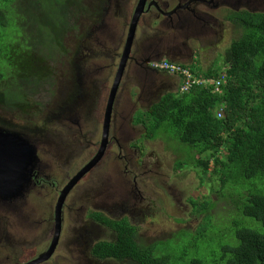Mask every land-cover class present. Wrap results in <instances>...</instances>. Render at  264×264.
Listing matches in <instances>:
<instances>
[{
  "label": "trees",
  "instance_id": "trees-1",
  "mask_svg": "<svg viewBox=\"0 0 264 264\" xmlns=\"http://www.w3.org/2000/svg\"><path fill=\"white\" fill-rule=\"evenodd\" d=\"M84 4L85 0H0V38L4 36L2 30L10 26L4 20L7 14H11L14 25L5 43L7 50H0L2 55L7 52L4 68L11 75L8 88L0 89V105L11 110L23 107L27 98L21 91L15 92V78L23 77L27 83L23 88L30 90L31 85L43 80L39 71L51 72L45 64V53L64 48L65 31H74L71 22L89 12ZM244 11V16L237 12L229 19L224 16L244 32L224 50L223 67L216 64L199 71L190 69L212 79L225 73L227 81L219 91L206 84L183 93H167L150 110L135 116V122L142 123L150 137H155L159 129L172 130L170 138L180 139L195 151V166L203 175L220 177L223 187L238 186L231 193L234 205L230 202L227 210L231 212L228 234L213 239L219 243L215 250L200 253L196 246L188 260L184 258L187 249L183 250L177 263L170 252L164 253L154 244H137V229L125 218L114 221L95 214L94 220L112 226L119 242L96 241L90 246L92 257L128 260L132 264H264V11ZM27 24L38 31V37L30 33L31 39H26ZM34 66H38L36 72ZM3 77L0 72V82ZM177 79L182 83L185 77L178 74ZM13 91L17 96L7 95ZM220 107L222 115L218 117ZM250 179L258 180V186L246 187L245 181ZM214 207L202 209L195 205L194 212H212ZM219 231L225 232L226 228L219 227ZM205 237L204 229L194 236Z\"/></svg>",
  "mask_w": 264,
  "mask_h": 264
},
{
  "label": "rangeland",
  "instance_id": "rangeland-1",
  "mask_svg": "<svg viewBox=\"0 0 264 264\" xmlns=\"http://www.w3.org/2000/svg\"><path fill=\"white\" fill-rule=\"evenodd\" d=\"M253 3L255 4L252 5L251 9H253L255 12L264 11V4L261 5V0H253ZM256 4L257 6H255ZM121 7L122 5L116 4L115 9L120 10ZM94 8H97V6H94ZM244 10L243 7L231 9L227 6H219V8L215 10L213 14L216 17L226 21L227 19L231 18L233 12H237L239 15L244 16ZM89 13L90 10L89 12H84V14L81 13L79 16L75 17L76 20L71 22L74 31H65V37L62 41L64 46L63 49H60L58 51L53 50L52 52L47 51L45 53V64L51 69V72L48 70H45L43 72H45L46 74H51L52 77L47 80L38 81V85H31L32 89L27 90V88H23L27 86L26 81H24L23 77H20V75H18L15 78V83L17 84L14 88L16 90L15 92L20 94L21 91V94H23L25 98H27V100H25L22 108L20 106H14L12 107V111H9L10 109L7 108L5 104H3V108L9 111L5 113L6 117H8L14 124L23 123L21 121V116L25 111L22 109H26L28 110V112L26 113L28 116L33 117L34 121H39V123L43 124L46 131L49 130L50 133H53L57 129V125L55 127H52L48 123V121L54 120L57 122V110L53 113L52 118L50 117L51 110L53 107H57V105L61 109L70 106L72 99H74L72 98L73 94L75 93L73 73L81 69V78H85V73L87 72V70L96 68L97 74L95 76V81L92 88H98V93L90 98L88 110L83 116V121L89 123L90 125H92V127H89V129L84 133V136H74V140L79 147V151L76 154L77 147L73 143L70 152L66 153L65 165L67 166L72 162L80 161L83 153L85 152L86 149L83 148L85 139L88 137L87 139L89 140V135L96 130L94 114L98 113V103L102 96L105 94V87L102 83L103 77H101V73L103 69L102 66L107 65V59L102 57L101 52L103 46L105 48L108 47L107 36L105 34H102L97 39H95L100 34V32H97V28L95 27V23H98V26L101 24V22H98L100 16L98 9H94V13L91 15V17L94 18L95 22L94 20L92 22L87 18ZM224 16L227 19L224 18ZM4 20L8 22L10 26L2 30L4 36L0 38V50L2 48L4 50H7L8 45H6L5 43L10 40L11 33L14 29L11 14H7ZM28 24L26 25V39H31L32 35L30 33H32L35 37H38V31L36 29H33V27L29 26ZM113 24L115 26L120 24L121 29L123 27V23L117 17V15L115 16ZM243 32L244 29L242 27H237L231 32V35H233L231 37V40L233 38L239 37ZM89 33H92V38L88 37ZM82 38V42H84V46H86L87 48L81 45L82 42L80 43V41L82 40ZM93 40L95 52L92 48ZM99 43H101V45H96ZM190 44L194 47L195 51L198 50V44L192 42ZM200 48L203 49L204 54L202 53L200 55V59L198 60V53H195L192 63L185 65L187 68L199 71L207 68V65L213 67L217 64V66L221 68L223 67V53L220 51L221 49H215L214 51H212V49H210L207 45H203ZM6 61L7 52H4L3 55L2 52H0V72L4 73V79L2 80V82H0V89L8 88V84L10 82V79H8V77H10L11 75L4 68V65H6ZM33 69H35L34 72H36L38 66H34ZM67 73H71L72 75L70 82L67 81ZM219 78L221 80L227 81L226 74L223 72L219 75ZM172 86L173 84L171 83L170 87ZM126 87L127 89H125V91L129 90V94H125L126 101L128 102L129 99H131L132 102H135L136 106H139L135 115H140L141 111L143 112L144 110L148 109V107L158 99L157 98L153 100L148 106V104H146L144 101L138 99V94L140 93V89L138 86L128 85L125 86V88ZM78 91L79 93L81 92L80 88ZM164 92L165 89H163V92H161L159 95H162V93ZM7 95L14 96L16 94L13 91L8 93ZM34 121H32V124L28 125L32 126L34 124ZM60 129H57V131ZM156 132L160 136H168L173 133L172 130L163 129L156 130ZM68 139L71 140V136L68 135ZM168 141L169 140H163L162 138H156L151 141H146L145 147L149 149L156 148L157 150H159L162 156L161 162L163 163V165L172 167L174 169L175 181L173 190L170 191L174 202L162 205L161 202L156 201L158 208H164L167 211H157L151 216L148 215L146 218H139L136 219V221L138 222V230L143 242L148 245L154 244L156 248L159 247L164 253L170 252L174 260L177 263H180L179 257L181 256L183 250L187 249L184 258L188 260L193 255L196 246L199 247L200 253H207L210 248L214 250L217 248L219 243L213 241V239L217 235L220 234L221 236H226L228 234V230L231 225V212H227V210L228 207H230L229 203H232L231 193L236 192L238 186L231 185L223 187L221 185V182H219L216 177L203 175L201 168L193 164L196 156H194L195 153L192 152L189 147L178 144L176 142L173 143L171 141ZM182 143L186 144L184 142ZM138 146L140 147V143L138 144ZM66 147L67 145L59 138L51 139L50 148L42 151L39 150V157L49 162L50 165L57 167V152H65ZM150 161L151 154H147V162L149 163ZM180 165H182L183 168H180ZM143 166L144 164L142 163L141 167ZM152 171V175H154V173H157L155 168ZM53 172L55 174H59L62 171L49 166V169L46 173L51 174ZM108 177H112L111 172H109V174L100 173L98 182H95L93 180L81 182L80 186H75V190L68 195L65 203H72L73 208L70 212L63 208V213L64 211H66L65 219H67V224L63 227L62 231L63 242H61L60 240L59 247L55 250L56 255L54 256L55 252H53L51 256V264H85L86 261L82 254V247H80L77 241H88L92 242L93 244L95 241L104 239L106 238V236H109L110 232L105 233L104 229L100 226L93 227L92 225L91 229L92 227H96L95 233L100 232L101 235L97 236L94 240L89 241V238L91 237V229L88 230L79 217L80 213L84 208H86L87 205H92L90 203L92 202V199H96L98 201L100 199L109 200L108 198L98 197L95 196V194L88 192V190H101L99 188L100 182L103 179L107 180ZM116 178L118 180H115L114 183L117 189L121 184L124 183L125 180H128L125 175H118L116 176ZM245 182L246 187H248L249 189L253 186H258L259 183L258 180L254 179L246 180ZM102 183H104V181ZM120 188L122 189V194H118L116 191L112 192V194L108 192L110 198L117 196L119 197L118 199L122 201L124 197L128 196L127 194H125L128 190V187ZM90 198L91 200L88 201V199ZM134 198H140V195L137 192L132 193L126 200L129 204H138L139 206H141V204L144 202L142 198L140 202L135 203L133 202ZM50 199V192L34 191L30 196V201L31 203H35L40 208L39 211H34L31 206H26L25 211L19 212L18 206L22 203V199L16 201L13 207H11L10 205L4 206V208L0 207V224L2 221V217L15 220V223L13 222V225L7 226L5 229L0 228V230H2V232L0 233V236L2 235L0 237V264H12L14 260L19 261L21 259L22 261H25L29 259L30 257H32L30 251L35 247V245H38L39 243L44 242L46 238H49L50 231L48 223L45 220V211H48ZM146 202L147 201L145 200L144 203ZM106 203L108 206H110L108 204V201H106ZM120 204H117V206H119ZM195 205L197 208L200 206V208L202 209L204 207L211 208L215 205V207L212 209V212L214 213L206 211H204L203 213H196L194 212ZM232 205L234 204L232 203ZM94 208L103 209L98 207ZM218 209L220 211L216 213L215 211ZM115 216L118 217V215ZM119 218H122V216ZM206 221H208V223ZM219 227L226 228V231H219ZM203 229L205 231L206 237L195 239L194 236L197 234V232ZM24 230L30 231V234L26 236L23 232ZM74 236H77L78 239L72 241V238ZM83 236L86 237L83 238ZM21 238H24L27 241L33 240L36 244L31 246L21 244L20 242H18ZM88 254L90 259L94 258L91 256L90 252ZM46 262L47 261L42 262L41 264H45ZM99 264L125 263L119 260H112Z\"/></svg>",
  "mask_w": 264,
  "mask_h": 264
},
{
  "label": "water",
  "instance_id": "water-1",
  "mask_svg": "<svg viewBox=\"0 0 264 264\" xmlns=\"http://www.w3.org/2000/svg\"><path fill=\"white\" fill-rule=\"evenodd\" d=\"M145 0H138L135 4V7L132 9L131 15L127 17V6L124 5L120 10H116L112 7L111 15L109 20L102 22L98 28L97 32L100 34L95 38L97 39L100 35L105 34L107 36V43L109 51L106 53L103 52L104 56L107 59V65L102 66L101 77H103L102 83L104 84L107 79L112 75V66L109 65V52L112 47H114L119 41L122 46V51H120V59L117 63V69L114 74V79L112 85L109 89V94L107 97V102L105 105L104 120L102 132L104 139L101 142L102 146H105V137L107 136L110 130V123H112V130L117 133L118 138L128 139L131 136V125L133 120V115L136 112L137 106L135 102H132L131 99L127 102L125 99V94H129V90H126L128 84H125L124 87L121 86L119 89L124 70L126 68L127 62L131 61L137 66L140 65L142 68L147 69L144 65H148L149 62H159L163 58H166L169 61L182 63L184 65L191 64L193 60V50L188 44L189 35L191 33L198 34L201 40H205L207 44H210L209 41L215 42L219 36H222L223 21L215 17L209 11L219 8V6H227L231 9H237V7L222 4H213L212 2H217V0H195L196 6L199 12L197 13H187L188 5L193 0H183L184 4L180 3L176 5L173 9L168 10L166 13L170 15V20H165L159 26L155 28L154 40L148 41L147 34L141 35L139 38H136V29L139 23L140 16L143 14V2ZM249 3H252L253 0H243ZM264 0H261V2ZM246 3V2H245ZM204 6L206 10H199L198 6ZM179 6L180 9L176 10ZM209 10V11H208ZM252 11V10H251ZM173 12V13H172ZM255 12V11H252ZM117 13V14H116ZM123 22L125 20V26L123 32H121L120 24L114 25L113 21L115 16ZM113 19V20H112ZM171 21V22H170ZM103 27L100 28V26ZM154 27H152L153 29ZM89 38H92V33L88 34ZM94 39V40H95ZM94 40L92 41V48L94 49ZM153 69V68H151ZM157 73H160L158 70H154ZM128 70L125 71L123 83L126 82V74ZM97 70L89 69L85 73V78H81V69L76 71V81L77 88L81 90L79 96L74 102H71L69 107L60 109L62 111L61 115L58 118V129L53 133L46 130H35V129H26L25 132H21L16 129H6L9 134H5L2 129H0V199L10 202H16L20 200L26 192L29 190L32 185V177L36 170L45 171L51 166L50 164H41L40 158L38 156V151L46 150L50 148V142L46 141L44 137L49 135L51 139L66 140L65 135H72L74 132L71 129L70 124L74 121H77L79 118L83 127H89V123L83 121V116L88 110L90 98L93 95L98 93V88H92ZM162 74V73H160ZM163 78H166L165 75H162L160 79L148 80L145 83L133 82L129 86H138L140 93L138 94V99H141L146 104H151V102L158 98L159 101L161 92L165 89V92L170 89V83L166 84L163 82ZM167 79V78H166ZM159 81L161 87L159 86ZM85 88L91 90V93H88ZM118 91L121 94L117 95ZM162 93V94H164ZM154 95L157 97L154 98ZM156 101V102H157ZM76 104H79L80 107H84V112L79 116V111ZM153 105V104H152ZM150 106L148 107V109ZM7 117H1V121H6ZM112 119V120H111ZM95 120V118H94ZM55 125L57 122L55 121ZM60 159V154L57 152V160ZM80 177V172L71 180V182L64 187L62 190L57 204L54 210L53 215V235L50 239L48 248L43 255H39L32 261L30 264H39L42 261L48 259L52 253L57 248V236L60 231L61 224V205L64 200L66 192H69L71 185ZM105 183H101L100 189L103 190ZM108 192L112 194L113 189H108ZM109 200L98 201L92 199L90 202L92 205L101 204L106 206L108 204H120V201L117 197L110 198ZM124 199H128L124 197ZM91 200L88 199V201ZM141 201V198H134L133 202L138 203ZM26 236L30 234V231H23ZM85 238V236H83ZM24 238L19 239L18 242L23 244L26 242ZM97 263H104L95 261Z\"/></svg>",
  "mask_w": 264,
  "mask_h": 264
},
{
  "label": "flooded vegetation",
  "instance_id": "flooded-vegetation-1",
  "mask_svg": "<svg viewBox=\"0 0 264 264\" xmlns=\"http://www.w3.org/2000/svg\"><path fill=\"white\" fill-rule=\"evenodd\" d=\"M137 1L138 0H85L84 5L88 8V10H90V15L94 13V9H98V12L100 11L99 13L100 19H98V22L102 23L109 20V17L112 18L110 10L112 9V7L115 9L116 4H120L122 6L128 5L127 9L128 11H130L132 8L135 7ZM180 1L181 4H184L183 0ZM219 2H221L222 4L235 6L237 8L243 5L250 6L252 4L243 0H217V2H212V3L219 4ZM143 3H144L143 4L144 12L139 19V23L136 29L137 32L136 38H139L141 35L146 34L148 31H151L152 26H155L159 20H160L159 24L165 22V20L167 19L170 20L169 19L170 15L167 14L166 12L170 9H173L180 2L179 0H145ZM263 4L264 1L261 2V5ZM94 6H97V8H94ZM200 6L201 5L198 6L199 10H203L205 8L204 6L202 7ZM180 7L181 6H179L176 10H179ZM217 9H213L211 11ZM186 12L189 14L192 12L194 13L199 12L195 0L189 3ZM227 22L229 23V28L226 31V34L222 36L221 43L219 42L220 44L219 43L215 44L212 41L209 42L211 45V47L209 48L212 49V51H214L215 49H221L220 51L224 53V50L229 45V41L233 36L231 35V32L236 28V25L229 22L228 20ZM96 26L98 28V23ZM101 27H103V25H101L100 28ZM123 30L124 28L121 29V32H123ZM153 36L154 33L149 32L146 38L148 41H153L154 40ZM200 38L201 37L194 32L189 35V40L192 43L201 44L202 41ZM82 41L83 38L80 41V43ZM119 43L120 41L114 47H112L109 52V65L112 66V70H111L112 74L115 73L117 69V63L120 59V51H122V46ZM81 45L85 47L84 42H82ZM98 45H101V43H99ZM104 51L107 53L109 51V48L108 47L105 48L103 46L102 52ZM196 51L195 53H198L197 58L199 60L200 55L202 53L204 54V51L199 46H198V50ZM102 57L106 59L105 56ZM127 67H128V73L126 74L125 77L126 82L123 83L122 87H124L125 84L129 85L133 82L145 83L148 80L160 79L161 76L164 75L155 72L154 71L155 69L154 70L150 68L144 69L140 65L137 66L135 63H132L131 61L127 62L126 68L124 70V74ZM71 76H72L71 73H67L68 82H70ZM163 82L166 84L168 80L166 78H163ZM159 86L161 87L160 81H159ZM85 90L87 91V88H85ZM88 93H90L89 89H88ZM119 94H121L120 91H118L117 95ZM155 97H157V95H154V98ZM105 100H106V95L104 94L98 103L99 106L98 113L94 114V118L98 125V129L91 134L88 142L87 139H85L87 145L84 147V149L86 150L83 153L80 161L70 163L64 171L59 173L58 176L59 181L62 183V185L63 183L68 185L71 182V180L80 172V177L71 185L69 192H66L64 196V200L62 202L63 204L62 210L63 208H65L68 212L72 210L73 204L72 203L67 204L65 203V200L67 199L68 195L75 190L74 187L77 185L80 186L81 182H85L88 180H93L95 182H98L99 181L98 177L100 173L109 174V172H111L112 177L110 178L108 177L107 180L103 179L100 182V185L103 181L105 183V187L103 190H88V192L95 194V196L106 198L108 195V189L110 188H112L113 191H116L118 194H122V189L121 190L119 188L117 189L114 181L118 180L116 176L125 175L128 180L124 181L122 187H128V190L125 193L128 195L127 198H129L130 194L137 192L143 198L144 202L145 200L147 201L146 203L143 202L141 206H139L138 204H129L127 200L123 199L122 203L119 206H117V204H109L110 206L108 205L103 206L101 204H94L90 206L87 205L86 208H84L83 211L81 212V216L83 219H87L88 225L95 224L96 227L100 226L101 228H103L105 233L110 232L109 236H106V238L104 239H100V241L110 240L116 242L117 241L119 242V238H117V233L112 228V226L104 225L103 223L94 220V216L95 214H102L107 218H111V220L114 219V221H118V219L121 220L125 218L132 226H134L137 229L134 238L136 243L139 245L143 244L141 246H145L147 244L143 242L140 236L138 230V222L136 221V219L146 218L148 215L151 216L157 211H161V210L167 211L164 208H158L156 201L161 202L162 205H165L167 203L170 204L174 202V199L172 198V194L170 192L171 190H173V185L175 181L174 169L172 167L163 165V163L161 162L162 156L159 150H157L156 148L149 149L145 147L146 141L154 140L158 138V135H156L155 137H150V136L145 137V135L147 134L146 133L145 135H143V137L140 140H137L129 144V142L132 141V139H129L128 140L129 145H121L118 142L117 137L112 134V129H110L107 136L105 137V146H102L101 142L104 139V136H103V132L101 131L102 129L101 119H102V112H103V106ZM76 106L77 108L80 107L79 104H76ZM60 109L61 108L57 105V107L52 108L50 114V117L52 118L53 113L57 110V127H59L58 118L62 113V111L60 112ZM26 113L27 112L25 111L21 116L22 117L21 121L23 122L24 126H28L29 122L34 120L33 117L28 116ZM48 123L55 125L54 120L53 121L49 120ZM8 126L11 128L15 127L13 123H9ZM33 129L40 130L41 128L38 126H34ZM75 136L82 137L84 136V134L75 135ZM139 143H140V147L138 146ZM147 154H151V161L149 163L147 162ZM201 156H204V154H201ZM40 163L44 165L48 164L47 161L45 160H40ZM142 163L144 164L143 167H141ZM154 168L156 169L157 173H154V175H152L153 172L152 170ZM180 168H183V166H181ZM102 200L104 199H100L99 201ZM93 206L103 209H95ZM65 213L66 211H64L63 218L61 220L60 231H59V235L57 236L56 249H58L59 247L60 240L61 242H63L62 231H63V227L67 224V219H65ZM115 215H118V217H116ZM121 216L122 218H119ZM95 228L91 230V237L89 241L94 240L97 236L101 235L100 232L95 233ZM75 237L76 236L72 238V241H75ZM23 244L31 246V245H35L36 243L33 240H31V241H26ZM46 249H47V242H41L38 245L36 244L35 247L30 251L32 257H30L25 261H22L21 259L19 261L14 260L12 264L14 263L25 264L27 262L29 263L31 260L38 257L39 255H43L46 252ZM89 252H90V248L86 249L88 260L91 261V262H87V264H99L97 262H94L93 259L89 258V254H88ZM55 255L56 252L54 256ZM51 256L45 260L47 261L45 264H51L50 263ZM112 260L117 261L119 259H111L109 261ZM119 261H123L125 264H132L128 260H119Z\"/></svg>",
  "mask_w": 264,
  "mask_h": 264
},
{
  "label": "clouds",
  "instance_id": "clouds-1",
  "mask_svg": "<svg viewBox=\"0 0 264 264\" xmlns=\"http://www.w3.org/2000/svg\"><path fill=\"white\" fill-rule=\"evenodd\" d=\"M256 3V2H255ZM255 3H253L252 2V4L250 5V6H245V5H243V6H241V7H243V10L245 9V10H247V11H250V12H252V11H254L253 9H251V7H252V5L253 4H255ZM258 4V3H257ZM257 4L255 5V6H257ZM254 6V7H255ZM133 9V8H132ZM132 9L130 10V11H128V9H127V17L129 18L130 17V15H131V12H132ZM203 10H206L205 8L203 9ZM252 10V11H251ZM209 11V10H208ZM215 11V10H214ZM214 11H209L211 14H213V12ZM262 12V11H261ZM252 13H255V12H252ZM214 15V14H213ZM215 16V15H214ZM216 17V16H215ZM218 18V17H217ZM220 19V18H219ZM220 20H222V19H220ZM223 21V28H222V36H224L225 34H226V31L228 30V28H229V23L227 22V20L226 21H224V20H222ZM229 21V20H228ZM159 22H160V20L158 21V23L155 25V26H152V27H154L153 29L151 28V31H149V32H154L155 31V28L157 27V26H159L160 24H159ZM229 22H231V21H229ZM123 23V25L125 26V20L122 22ZM232 23V22H231ZM234 24V23H233ZM97 25V24H96ZM96 25H95V27H96ZM236 25V24H235ZM238 26L236 25V28H237ZM225 28V29H224ZM235 28V29H236ZM222 36H219V38L214 42V43H219V42H221V40H222ZM202 41V43L201 44H199L198 43V46L199 47H202L203 45H207V46H209V47H211V45L210 44H207V42L205 41V40H201ZM205 41V42H204ZM191 43V41L189 40L188 41V44H189V46L192 48V50H193V56H194V54H195V50H194V47L190 44ZM86 47V46H85ZM163 62H166V63H169V64H178V65H180L181 67H183V68H186V69H188L190 72H192L195 76H197V77H199V78H202V79H212V78H206V77H200V76H198L197 75V73L196 72H193V71H191L189 68H187L184 64H182V63H176V62H172V61H169V60H167L166 58H163L161 61H159V62H156V61H153V62H149L148 63V65L146 66V65H144L147 69H151V68H153V70L155 69V70H158L160 73H162V74H164L165 76H166V78H167V80H168V82L170 83V85H171V83L173 84H177V85H173L172 87H170V89L171 90H167V92L166 93H164V94H162L161 95V97L162 96H164L165 94H167V93H183V92H181L180 91V85H181V81L180 80H178L177 79V75L176 74H172V73H170L169 71H167L166 69H162V68H160L158 65L159 64H161V63H163ZM126 70H128V67H127V69ZM193 70V69H192ZM39 71V70H38ZM39 74L43 77V80H47V79H49L50 77H52V75L51 74H46L45 72H40L39 71ZM114 74L115 73H113L108 79H107V81L104 83V87H105V95H106V100H105V102H104V106H103V112H102V127H103V120H104V112H105V105H106V102H107V97H108V94H109V89H110V87H111V85H112V82H113V79H114ZM123 79H124V76H123ZM218 79V78H217ZM42 81V80H41ZM122 81V80H121ZM225 81L226 80H223V81H221V83H220V85L221 84H224L225 83ZM73 83L75 84V93L73 94V97L72 98H74V99H72V101L71 102H74L76 99H77V97L79 96V89L77 88V81H76V72H74L73 73ZM39 83H38V81L35 83V84H33V85H38ZM210 86L211 85H214V89L216 90V91H219V87H220V85L217 87L215 84H209ZM121 86H122V84L120 83V86H119V89L121 88ZM135 86V85H134ZM135 96V95H134ZM161 97H160V99H161ZM159 99V100H160ZM158 100V99H157ZM156 100V101H157ZM154 102L153 103V105L155 104V103H157V102ZM152 104L150 105V108L153 106ZM138 108H139V106H137V109H136V111L138 110ZM150 108L149 109H146V110H144V111H148V110H150ZM22 110H24V111H26V112H28V110H26V109H22ZM9 111H12L11 109L9 110ZM8 110H6V109H4L3 108V106L2 105H0V116L1 117H6V115H5V113L6 112H9ZM217 116L219 117V116H221L222 115V108L220 107L217 111ZM136 113V112H135ZM135 113H134V115H133V120H132V125H131V134H132V137L130 136L128 139H123V138H118V136H117V133L116 132H114L113 130H112V134L113 135H115L116 137H117V140H118V142L121 144V145H129V144H131L132 142H135V141H137V140H139V139H141L142 137H143V135H145L146 133V135H145V137H148V136H150L149 135V132L147 131V129H146V127L142 124V123H140V122H135ZM34 121V120H33ZM95 121V120H94ZM9 123H13L8 117H7V119H6V121L4 122V121H1L0 120V129H2L3 131H4V133L5 134H9V132H7V130L6 129H16V130H19V131H21V132H25V130L28 128V129H33V127L34 126H38V127H40L41 129L40 130H45V126L43 125V124H41V123H39V121H34V124L32 125V126H24L23 125V123H18V124H14L15 125V127L14 128H11V127H9L8 126V124ZM95 123H96V121H95ZM19 124H21V125H19ZM29 124H32V121H30L29 122ZM52 127H55L56 125H52L51 123H49ZM89 127H92V125H89ZM57 129H58V127H57ZM56 129V130H57ZM98 129V125H97V123H96V130ZM110 129H112V123H111V125H110ZM95 130V131H96ZM49 131V130H48ZM94 131V132H95ZM101 131H102V129H101ZM110 131V130H109ZM89 133V132H88ZM88 133H86V134H88ZM92 134V133H91ZM91 134L89 135V136H91ZM158 135V134H157ZM71 136V140L70 139H68V138H66V140H62V139H60V140H62L66 145H67V147H66V149H65V152H63V151H59V154H60V159L59 160H57V167L56 166H53V165H51L52 167H54V168H57V170H61V171H64L65 169H66V167H67V165H65V162H66V153H69L70 152V150H71V146H72V144L74 143L75 145H76V147H77V151H76V154H77V152L79 151V147H78V145L76 144V142H75V140H74V136H75V134H72V135H70ZM88 138V137H87ZM86 138V139H87ZM158 138H162L163 140H169L168 142H173V143H178V144H182V145H184V146H186V147H189L188 146V144H183L181 141H180V139H172V138H170V135H168V136H160V135H158ZM44 139H46V141H51V138H50V136L49 135H46L45 137H44ZM129 139H132V141H130L129 142V144H128V140ZM89 140L87 139V142H88ZM87 145V143L85 142L84 143V145H83V148L85 147ZM190 148V147H189ZM191 149V148H190ZM191 151L192 152H195L194 150H192L191 149ZM81 155V154H80ZM38 156H39V151H38ZM73 157V156H72ZM71 157V158H72ZM70 158V159H71ZM69 159V160H70ZM68 161V160H67ZM211 163V162H210ZM194 165H195V161H194V163H193ZM211 166V165H210ZM49 169V168H48ZM47 169V170H48ZM47 170H45V171H42V170H36L35 171V173H34V176L32 177V185L30 186V188H31V190H30V188H29V190L26 192V194L24 195V197H22L21 199H22V203L18 206V209H19V212H21V211H25L26 210V206H31L32 208H33V210L34 211H39L40 210V208L35 204V203H31V201H30V196H31V194L34 192V191H48V192H50L51 193V199H50V203H49V208H48V211H45V220L47 221V223H48V226H49V231H50V236H49V238H46L45 240H44V242H47V248H48V245H49V242H50V240L49 239H51V237H52V235H53V222H54V220H53V215H54V210H55V207H56V204H57V200H58V198H59V196H60V194H61V192H62V190L64 189V187L66 186V184L64 183L63 185H62V183L59 181V179H58V176H59V174L57 173V174H55L54 172L53 173H51V174H47L46 172H47ZM216 178L218 179V181H219V178L220 177H217L216 176ZM123 186V184H121L120 185V187H122ZM119 187V189L121 190V188ZM128 196H126V198H127ZM140 198H141V200H142V197L140 196ZM54 202V203H53ZM16 202H10V203H8V202H6V201H3V200H1L0 199V207H3L4 208V206H7V205H10L11 207H13L14 206V204H15ZM62 206H63V204L61 205V215H60V218H61V220H62V218H63V210H62ZM79 217H80V219L82 220V223L84 224V226L88 229V230H90L91 229V226L92 225H88L87 223H88V221H87V219H83L82 218V216H81V213H80V215H79ZM13 222L15 223V220H13V219H9V218H6V217H2V221H1V224H0V228L1 229H5L7 226H11V225H13ZM94 226H96L95 224H93V227ZM93 227H92V229H93ZM91 229V230H92ZM2 232V230H0V233ZM2 236V235H1ZM0 236V237H1ZM86 237V236H85ZM78 239V237L76 236L75 237V240H77ZM90 239V238H89ZM97 241H99V240H97ZM82 242H84V243H82ZM82 242H78L77 241V243L80 245V247H82V254H83V257H84V259H85V261H86V263L85 264H87V262H91L90 260H88V257H87V253H86V249H88V248H90V246H91V242H88V241H82ZM96 242V241H95ZM84 244V245H83ZM83 245V246H82ZM47 250V249H46ZM37 258V257H36ZM35 260V258L33 259V260H31L29 263L27 262V263H25V264H30L32 261H34ZM99 261V262H109V260H99V259H95V258H93V261L95 262V261ZM111 260V259H110ZM45 261V260H44ZM43 262V261H42ZM41 262V263H42ZM41 263H39V264H41ZM15 264V263H14Z\"/></svg>",
  "mask_w": 264,
  "mask_h": 264
},
{
  "label": "built area",
  "instance_id": "built-area-1",
  "mask_svg": "<svg viewBox=\"0 0 264 264\" xmlns=\"http://www.w3.org/2000/svg\"><path fill=\"white\" fill-rule=\"evenodd\" d=\"M162 69H166L172 74H181L185 77L184 81L180 85V91L186 92L189 91L193 86L198 85H206V84H215L217 87L220 85L221 80L220 78L216 79H202L197 76H195L192 72H190L188 69L181 67L178 64H169L166 62H163L158 65Z\"/></svg>",
  "mask_w": 264,
  "mask_h": 264
},
{
  "label": "bare ground",
  "instance_id": "bare-ground-1",
  "mask_svg": "<svg viewBox=\"0 0 264 264\" xmlns=\"http://www.w3.org/2000/svg\"><path fill=\"white\" fill-rule=\"evenodd\" d=\"M96 45H98V44H96ZM101 55L102 56H104V54L101 52ZM87 92H88V89H87ZM92 91L90 90V93H91ZM78 109V111H79V116L84 112V110H85V108L84 107H79V108H77ZM70 126H71V129H72V131L74 132V134H77V135H80V134H84L88 129H89V127H86V128H84L83 127V125H82V123L80 122V120H79V118L77 119V121H74L72 124H70ZM68 135L69 134H67V135H65V137L66 138H68ZM70 136V135H69ZM57 138H59V137H57ZM40 158V160H44V159H42L41 157H39ZM48 164H50L49 162H47Z\"/></svg>",
  "mask_w": 264,
  "mask_h": 264
},
{
  "label": "crops",
  "instance_id": "crops-1",
  "mask_svg": "<svg viewBox=\"0 0 264 264\" xmlns=\"http://www.w3.org/2000/svg\"><path fill=\"white\" fill-rule=\"evenodd\" d=\"M173 85H177V84H174V83H173Z\"/></svg>",
  "mask_w": 264,
  "mask_h": 264
}]
</instances>
